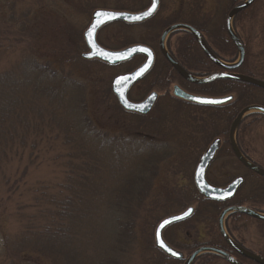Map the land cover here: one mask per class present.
Instances as JSON below:
<instances>
[{"label":"trees","instance_id":"trees-1","mask_svg":"<svg viewBox=\"0 0 264 264\" xmlns=\"http://www.w3.org/2000/svg\"><path fill=\"white\" fill-rule=\"evenodd\" d=\"M178 1H182V4L196 2ZM161 3L163 7L165 1L161 0ZM116 8L113 10H129L120 5ZM10 17L7 20L9 24L20 22L18 26L10 25L19 34L26 31L23 14H13ZM176 21L180 20L171 22ZM148 23L154 25L155 20ZM148 23L140 26L150 25ZM166 25L161 21L154 26L160 30ZM189 44H195L189 34L178 36L175 54L189 71L196 73L197 60L189 61L183 53V49ZM218 49L222 57L232 58L237 52L236 48L231 47L234 51L231 55L228 51L230 47L223 45ZM165 71H168L164 73L167 82L160 77L155 85L158 90H162L161 87L165 84L167 92L178 81L197 94H237L234 102L218 107L196 106L177 101L180 103L179 108L189 109L191 114L205 113V117L194 120L198 128L194 131V136L202 135V138H184L191 144L197 143L195 148L200 152L199 155L213 140L220 137L223 145L221 151L232 157L229 144L232 122L243 108L258 103L252 101V97L257 98L264 106V95L257 94V91L263 94L264 91L236 80L195 85L180 79L168 64ZM249 72V65L245 64L240 73L254 77ZM86 89V83L76 78L68 62L58 66L49 61L43 62L30 53L13 62L8 71L0 72V220L17 203L15 214L21 222V230L4 241L3 264H30L23 261L24 254L42 258L48 264H132L133 252L139 249L143 239L149 244L146 248L152 249L147 237L141 238L142 233H148V228L152 229L163 218L181 212L191 203H195L198 209L190 220L180 225L201 217L198 220L209 221L211 231L217 237L220 236L218 217L225 208L232 205L246 206L247 203L252 206L248 208L264 213V179L246 170L244 186L250 180L258 185L251 197L239 198L243 186L234 200L226 203L212 202L192 184L188 191L172 192V197L176 196L180 205L175 211L169 207V201L161 209L160 206L150 204L154 198L153 184L160 176L162 165L170 163L177 153L188 148L178 138L163 142L138 136L105 138L107 136L104 137L103 132L96 128L88 114ZM117 108L123 111L118 103ZM257 117L259 120L264 119L263 116H252L253 121L250 123L246 119L241 123L236 139L240 151L261 166L249 156L245 138ZM60 142L69 152L65 162L64 181L58 186L40 185L33 191L32 204L26 206L24 197L21 198L25 192L26 184L22 185L25 174H19V167L28 170L36 162L34 156H38L41 149L48 146L49 150H53L58 148ZM138 146L142 147L140 154L144 157L137 158L136 155L122 161L118 156V153L127 150L134 152L131 149ZM59 158L60 156L57 157ZM14 168L17 170L13 171ZM29 208L36 211L28 214L26 211ZM248 225L264 228V221L240 213L230 215L226 221L230 236L243 246L244 240L238 233ZM209 245L219 247L212 241ZM257 254L264 258V250ZM151 259L156 264H182L181 260L169 258L156 249L148 253V261ZM243 259L246 264H256ZM220 260L219 256L206 254L194 264H215Z\"/></svg>","mask_w":264,"mask_h":264},{"label":"rangeland","instance_id":"rangeland-1","mask_svg":"<svg viewBox=\"0 0 264 264\" xmlns=\"http://www.w3.org/2000/svg\"><path fill=\"white\" fill-rule=\"evenodd\" d=\"M164 1L163 7L168 9L180 6L176 4V0ZM178 3L180 2L178 1ZM218 3L219 0H203L202 6L212 12L209 9H216ZM118 5L129 9L130 12H140L150 5V0H0V72L8 71L13 62L15 63L24 54L29 53L43 62L49 61L58 66L68 62V65L72 66L76 78L80 82L86 83L88 114L96 128L103 132L104 137L107 136L105 138H114L115 136L134 138L138 136L139 138H150L155 142L171 141L172 138L182 141L188 150L185 149L177 153L170 163L162 165L160 176L153 184L154 198L150 202V204L160 206L159 209H161L169 201V207L175 211L176 207L180 205L176 196L172 197V192L191 189L194 173L202 155L196 157L197 143L191 144L184 138H202V135L194 136V131L198 130L194 120L205 117V113L196 112L195 115L191 114L189 109L179 108L180 103L169 96L174 95L175 87L171 86L165 92V84L161 87L163 91L158 90L155 86L160 77L165 81L166 75L157 76L156 73L163 63L158 48L163 30H159L152 24L132 27L113 24L106 26L98 33V42L106 49L120 51L132 45L144 44L152 48L159 59L158 67L154 68L149 76L129 93L130 100L141 102L151 93L158 92L161 97L158 98L154 110L145 119H141L117 108V102L111 93L113 78L133 71L143 63L144 59L138 58L125 65L111 67L98 63V61L92 63L85 61L82 59V54L88 52L84 33L92 22L93 13L98 9H117ZM189 6H197V4L193 3ZM254 12L251 20L238 24L237 30L243 39L251 40V45H249L252 54L250 64L253 67V72L264 79V0H259ZM13 14L17 16L23 14L25 18L23 26L26 31L22 34L10 26H18L20 22L14 21V24H9L7 21ZM177 36L167 39V43L172 42L174 52L176 46H173V43ZM108 92L111 94L109 93V95ZM257 94L264 95L260 91H257ZM191 95L197 96L196 94ZM208 97L210 98V96ZM215 97L222 96L215 95ZM252 99L260 104L257 98ZM251 121H253L252 117L246 119L248 123ZM251 128V131L245 136L248 143V154L264 167V119L259 120L257 117ZM67 149L61 142L58 148L53 150H49V147L45 146V149L39 151L38 156H34L36 162L28 170L19 167V174H25L22 184H26L25 192L21 198L24 197L23 202L26 206L32 204L33 191L40 185L58 186L64 181L65 162L69 153ZM131 151L134 152L127 150V152L118 153V156L122 161L136 155L137 158L144 157L140 154L143 151L142 147L132 148ZM58 156H60L59 159H57ZM229 156L226 152H222L219 159L209 169L207 178L213 185L223 187L236 177L245 178L247 173L239 165L233 164V159ZM16 170L17 168L13 169V171ZM247 183L242 188L239 198L251 197L255 188L258 187L253 180ZM190 206L195 210L198 209L195 203L189 204L186 208ZM246 206L251 205L246 203ZM16 207L17 203H14L11 212L0 220V264L5 261V258L2 257L5 239L14 236L21 230V222L15 214ZM35 211V209L29 208L26 212L33 214ZM198 219L201 217L197 220L192 219L186 225H174L164 232L165 242L181 252L185 258L190 257L200 246L212 247L209 245L211 241L219 246L225 245L220 236L217 237L212 233L209 221ZM148 229L149 232H143L141 238L146 236L152 249L146 248L149 244L143 239L139 249L133 252L132 264H156L152 259L148 261V253L156 249V225L152 229L151 227ZM238 234L242 236L243 243L247 248L256 252L264 250V228L258 225H248ZM202 256L204 254L197 260ZM23 261L30 264H48L42 258L29 254L23 255ZM215 264L227 263L220 260Z\"/></svg>","mask_w":264,"mask_h":264},{"label":"water","instance_id":"water-1","mask_svg":"<svg viewBox=\"0 0 264 264\" xmlns=\"http://www.w3.org/2000/svg\"><path fill=\"white\" fill-rule=\"evenodd\" d=\"M255 0H248L246 3L240 5L239 7L235 8L234 11L231 13L229 21L231 18L238 14L240 11L244 10L245 8L249 7ZM159 8V0H151V5L149 8L143 12L140 13H129L125 11H111V10H96L92 15V22L88 29L84 33V39L87 45V48L89 52L84 53L82 55V58L84 60H94L97 59L99 61H102L110 66H117L119 64H122L124 62L132 60L136 56H144L146 58L145 62L136 70L133 72L119 75L115 77L112 80V92L116 96L118 102L120 105L126 110L130 112H136L139 114L146 115L151 112L152 108L154 107L156 100L158 98V95L156 93L151 94L145 101L141 103H133L130 102L128 99V93L130 89L136 85L138 82H140L152 69L154 65V52L147 46L144 45H134L130 46L128 48H125L121 51H109L101 47L97 42V33L101 28L108 24L121 22V23H127V24H138L143 23L146 20H149L152 18L155 13L157 12ZM97 13H104V15L97 16ZM137 17H140L137 19ZM178 29H186L189 32H191L196 40L199 42V44L202 46L206 54L209 56V58L221 69L224 70H235L240 68L245 60V51L244 47L242 46L239 39L236 37L234 32L232 31L230 27V23L228 24V30L230 37L234 40L235 44L237 45V48L240 53V59L238 63L229 65L225 64L218 58H216L211 51L206 46L205 42L203 41L200 34L195 30L187 26H174L168 30H166L160 40V49L165 57V59L175 68V70L187 81H189L192 84L196 85H203L208 84L211 82H214L219 79H231V80H237L242 81L245 83H248L250 85H253L255 87L261 88L264 90V82L247 77L240 74H216L208 78L204 79H197L190 74H188L184 69L180 67V65L174 60V58L167 52L164 42L168 34H170L173 31H177ZM146 49L147 51H143ZM174 94L175 96L199 105V106H222L225 105L233 100L232 96L229 97H223V98H207L202 96H195L188 94L184 92L179 87L174 88ZM251 111H256L264 114V108L261 106H249L241 111V113L238 115V117L235 119V121L232 124L230 134H229V144L231 146V149L235 155V157L238 159V161L247 169L254 172L256 175L264 178V169L260 168L251 162H249L240 152L236 140L234 138V134L241 123L244 116H246ZM221 140L217 139L215 140L212 145L208 148V150L204 153V155L201 157L200 162L196 168L195 174H194V181L195 184L199 190V192L204 195V197L211 201L216 202H224L227 200H231L235 197L237 194L239 188L243 185L244 179L242 177H239L235 179L233 182H231L226 187H215L208 183L206 179L207 170L210 167L211 163L214 161L215 156L220 148ZM194 213V208L189 207L186 211H184L181 214L169 216L165 218L163 221L159 223V225L156 228L155 233V247L159 250H161L165 255L168 257L174 258L176 260H183L184 255L170 247L163 239V232L164 230L174 224L182 223L186 220H188ZM234 213H240L243 215H246L248 217H251L253 219L264 221V214L258 213L250 208L244 207V206H232L227 209H225L219 217V231L224 239V241L233 248L240 256H243L247 258L248 260L256 263V264H264V258H261L257 256L254 253H251L244 249L242 246L234 242L226 233L224 229V221L227 216L234 214ZM163 245V246H162ZM204 253H212L215 255L220 256L224 260H226L229 264H240L236 258H234L229 253L214 247H208L204 246L201 248H198L189 258H187L184 262V264H193L194 261Z\"/></svg>","mask_w":264,"mask_h":264},{"label":"flooded vegetation","instance_id":"flooded-vegetation-1","mask_svg":"<svg viewBox=\"0 0 264 264\" xmlns=\"http://www.w3.org/2000/svg\"><path fill=\"white\" fill-rule=\"evenodd\" d=\"M247 1L248 0H219L218 7L216 9H214V8L209 9V10L212 11V12H210V11L206 10L208 8L205 9L204 6H202L203 0H196L195 3L197 4V6H189L190 4H193L194 2H191L189 4L186 3L187 4L186 5L185 3L182 4L183 3L182 1L180 3H178V0H176V4H179L180 6H175L174 8L172 7V8H169V9L167 7L166 8L162 7L161 6L162 5L161 0H159V8H158L157 12L155 13V15L152 18H150L149 20H146L145 22L140 23V24H136V25L147 24L148 22H153L154 20H155V23H153V24L155 25V24H158L159 22L163 21L164 23H167V25L164 27V29H160V30H163L162 31V35H163V33L166 30H168V29H170V28H172L174 26H187V27H190L192 29H195L200 34V36L202 37V39L205 42L206 46L208 47V49L211 51V53L216 58H218L219 60L225 61L227 63H229V62L230 63H236L239 60L238 58L240 57V53H239V50L237 48V45L235 44L234 40L230 37V34H229L228 24L230 23V27H231L232 31L234 32L236 37L241 42L242 46L244 47V51H245L244 63L238 69H235V70H232V71L231 70H229V71L227 70L226 71V70L221 69L220 67H217L216 64L206 54V52L204 51L202 46L199 44V42L196 40L194 35L191 32H189L188 30H186V29H178L177 31H173L170 34H168L167 37H166V40L164 42V46L166 47V50L168 51V53L172 55L174 60L188 74L196 75V76H198L200 78H204V77L206 78L208 76L207 74H209V73H210L209 76H213V75H216V74H229V75L230 74H240V75H244V74H241L240 72L242 71L243 66L245 64H247V65H249V69L251 70V72H249V73L253 74L254 78H257V79H260V80L264 81V79H262L261 77H258L255 74V72H253V67L250 64V57H251L252 54H251V48H250L251 46H249V45H251L250 44L251 40L249 41V39H243L241 37V34L239 33V31L237 30L238 29L237 28L238 24H243L244 21L246 22L247 20H251L252 19L253 15L255 13L254 11L256 9V6H257L259 0H255L249 7L245 8L244 10L240 11L238 14L234 15L231 18V20L229 21L230 15L234 11V9L239 7L242 4L246 3ZM172 20H180V21L171 22ZM148 24H150V23H148ZM185 34H189L193 38V40L195 41L194 45H191V44L186 45L185 48L183 49V53L185 55V58L187 57L189 61L197 60L198 71L196 73H194L192 71H189L182 64V60H180L176 56V54H175V52L173 50L172 42L167 43V39L169 37L176 36V35L181 36V35H185ZM162 35H161V37H162ZM161 37H160V40H161ZM160 40H159L158 48H159V53H160V56H161V60H163V63L161 65L160 69L156 70L157 76H162V75H164V73H168V71H165L166 70V64H168L173 69V71L178 75V77L180 79L184 80V82H188L164 58L163 54L161 53V49H160ZM220 45H223L225 47H230V49H228V51H229V54H231V55H232V53H234V51L231 50V47L236 48L237 52L232 55V58L231 57H227V56L226 57H222L220 55V52H219V49H218V47ZM173 46H176V40L174 41ZM151 50L154 52L155 59H154V65H153L150 73L154 70V68L158 67L157 64H158V60H159L158 57H157L156 52L152 48H151ZM195 52H197V54ZM138 58L145 59L143 56H138V57H135L134 60H136ZM141 65H139L138 68ZM215 67H216V69H215ZM247 76H249V75H247ZM145 78H146V76L139 83H141ZM139 83H137L136 86ZM177 83H178V81H176V83L174 85H172V86L173 87H179L180 89H182L184 92H186L188 94H196L198 96H204V97H208V96L215 97V95H210V94H205V93H202V94L194 93V92L186 89V87H184V86H182L180 84H177ZM212 83H214V82H212ZM212 83H209V84H212ZM205 85H208V84H205ZM253 88H256L258 90L264 91V90H262V89H260L258 87H253ZM155 93L158 95V98L161 97L158 92H155ZM166 95H169V93H166ZM169 96L173 100L183 101V100L175 97L172 94L169 95ZM225 96H233V100L231 102H229V103H232V102L235 101V99L237 97V94L236 93H229V94H226ZM158 98H157L155 104H157ZM183 102H186V101H183ZM260 105H262V104H260ZM256 115H259V117L263 116L261 114H256ZM252 116H254V115H252ZM245 119H246V117H245ZM218 138L220 139V137H218ZM215 140H217V139H215ZM215 140H213L208 145V147ZM222 146L223 145H222V141H221L220 150L217 152L214 161L212 162V164L208 168V171L211 168V166L219 159V155L222 153V151H221ZM208 147L206 149H208ZM196 153H197L196 157L199 156V152L196 151ZM204 153L205 152H203L201 154L203 155ZM192 155H193V153H192ZM202 155H201V157H202ZM229 157H231V156H229ZM231 159H233V164H238V165L240 164L241 165V163L238 161V159L234 155L232 156ZM240 167L245 169L246 171L249 170V169L245 168L243 165H241ZM235 179L236 178H234L233 180H235ZM233 180H231L230 183ZM244 184H245V181H244ZM232 206H236V205H232ZM237 244H239V243H237ZM225 245L227 247L224 246V245L223 246H219V247L216 246V247H218V248L222 249L223 251H225V252L229 253L230 255H232L234 258H236V260H238V262L240 264H246L244 262L245 259H243L245 257L240 256L233 248L228 246L226 243H225ZM239 245L242 246L247 251H249L251 253H254L257 256L261 257L260 255L257 254L258 252L252 251L251 249H249L246 246H243L241 244H239Z\"/></svg>","mask_w":264,"mask_h":264},{"label":"snow or ice","instance_id":"snow-or-ice-1","mask_svg":"<svg viewBox=\"0 0 264 264\" xmlns=\"http://www.w3.org/2000/svg\"><path fill=\"white\" fill-rule=\"evenodd\" d=\"M97 16H100V15H104V13H97L96 14ZM140 17H137V19H139ZM143 51H147L146 49H144ZM163 246V245H162Z\"/></svg>","mask_w":264,"mask_h":264}]
</instances>
